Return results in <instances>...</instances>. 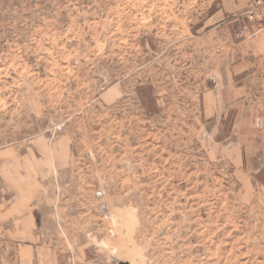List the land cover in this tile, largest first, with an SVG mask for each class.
<instances>
[{
  "label": "rangeland",
  "instance_id": "374dc122",
  "mask_svg": "<svg viewBox=\"0 0 264 264\" xmlns=\"http://www.w3.org/2000/svg\"><path fill=\"white\" fill-rule=\"evenodd\" d=\"M251 1L0 0V264H264Z\"/></svg>",
  "mask_w": 264,
  "mask_h": 264
},
{
  "label": "built area",
  "instance_id": "2783aa9c",
  "mask_svg": "<svg viewBox=\"0 0 264 264\" xmlns=\"http://www.w3.org/2000/svg\"><path fill=\"white\" fill-rule=\"evenodd\" d=\"M245 15L254 18L260 26H264V0H252L245 12Z\"/></svg>",
  "mask_w": 264,
  "mask_h": 264
},
{
  "label": "crops",
  "instance_id": "0c3cea01",
  "mask_svg": "<svg viewBox=\"0 0 264 264\" xmlns=\"http://www.w3.org/2000/svg\"><path fill=\"white\" fill-rule=\"evenodd\" d=\"M262 29H264V26L262 27Z\"/></svg>",
  "mask_w": 264,
  "mask_h": 264
}]
</instances>
